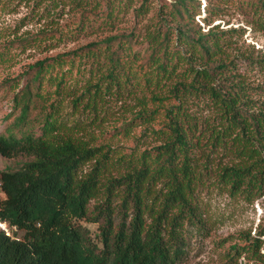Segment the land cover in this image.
<instances>
[{
    "label": "trees",
    "instance_id": "16d2710c",
    "mask_svg": "<svg viewBox=\"0 0 264 264\" xmlns=\"http://www.w3.org/2000/svg\"><path fill=\"white\" fill-rule=\"evenodd\" d=\"M192 1L177 0L171 5L175 25L164 24L149 32L143 54L131 58L124 50L131 33L112 34L36 60L19 77L0 83V89L12 92V109L17 111L0 131V154L26 157L17 167L0 170V220L11 228L6 233L0 227V264H181L188 252L183 221H199L193 189L208 174L189 155L194 139L189 138L188 130L190 125L195 127V120L181 103L179 93L186 89L207 87L224 124L214 134L210 132L213 143L225 144L228 137L252 158L244 166H221L214 178L231 190L244 188L264 194V109L243 107L246 101L240 99L241 85L224 82L226 63L214 60L221 52L219 32L210 27L208 32L201 30L194 13H199L202 3ZM248 2L264 14V0ZM193 8L196 12L191 11ZM202 20L208 24L204 16ZM261 21L264 27V15ZM100 45L108 51L104 77H135L144 86L159 84L163 77L176 72L179 62L187 63L189 58H203L206 64L214 61L201 68L185 66L182 73L192 72V78L188 83L172 85L169 93L177 100L170 105H164L169 95H152L159 105L137 117L149 121V114L155 117L154 112L159 113V128L153 130L167 138L141 150L123 176L105 179L101 174L113 150L109 144L89 146L67 140L54 153L46 150L62 124L57 123L54 111L65 81L78 69L82 56ZM134 120L123 123L115 133L128 134L135 127ZM105 134V140L113 138ZM93 157L91 169L81 174L82 164ZM153 179L164 180L167 188L157 208L146 200ZM85 222L96 223V228L92 230ZM249 241L252 251H258L261 240L251 237Z\"/></svg>",
    "mask_w": 264,
    "mask_h": 264
},
{
    "label": "rangeland",
    "instance_id": "374dc122",
    "mask_svg": "<svg viewBox=\"0 0 264 264\" xmlns=\"http://www.w3.org/2000/svg\"><path fill=\"white\" fill-rule=\"evenodd\" d=\"M142 1L111 0L108 4V0H0V51L3 52L0 83L19 77L36 60L112 34L131 33L124 50L131 58L143 54L147 50L149 32L164 24L175 25L170 7L177 0ZM248 1L201 0L194 20L203 32L210 29L219 32L221 52L214 60L226 63L222 71V76H226L224 82L241 85L240 99L246 101L243 107L264 109V27L261 21L264 14ZM110 4L113 8L108 15ZM191 11L196 12V8ZM203 16L208 24L202 20ZM42 32L51 34L41 35ZM22 38L24 41L20 42ZM107 52L106 47L100 45L83 55L78 69L65 81L60 103L54 111L57 123L62 124L46 149L54 153L67 140L89 146L109 144L113 150L101 174L103 179L123 176L136 163L135 157L141 150L167 138L166 134L153 130L159 128V113L154 112L155 117L149 114L148 118H152L149 121L146 117H137L159 105L152 95H169L164 105H170L177 100L169 93L172 85L177 81L188 83L192 78V72L182 73L183 68L209 64L203 58H189L187 63L179 62L176 72L163 77L159 84L144 86L135 77H104L108 72ZM206 89H186L179 93L183 108L195 120V127L190 125L191 131L188 130L189 138L194 139L189 155L198 167H203L202 171H208L193 189L192 200L199 221H183L188 252L181 264H264V194L244 188L231 190L228 184L214 178L215 170L221 166H244L252 162V158L244 155L241 145L232 144L228 137L225 144L213 143L214 131L224 124ZM16 113L12 109V92L0 89V131ZM132 118H135V127L128 134L115 133ZM105 133L113 138L105 140ZM25 159L22 155L0 154V170L15 168ZM95 159L82 164L81 174L91 169ZM148 189L147 203L157 208L167 189L164 180H151ZM144 216L150 221L146 211ZM84 224L92 230L96 228V223ZM6 227L11 232V228ZM251 237L261 240L256 252L252 251Z\"/></svg>",
    "mask_w": 264,
    "mask_h": 264
},
{
    "label": "built area",
    "instance_id": "2783aa9c",
    "mask_svg": "<svg viewBox=\"0 0 264 264\" xmlns=\"http://www.w3.org/2000/svg\"><path fill=\"white\" fill-rule=\"evenodd\" d=\"M0 227H1L2 229H4L6 233H8V230H7V227H6L5 222H3V221H1V220H0Z\"/></svg>",
    "mask_w": 264,
    "mask_h": 264
}]
</instances>
